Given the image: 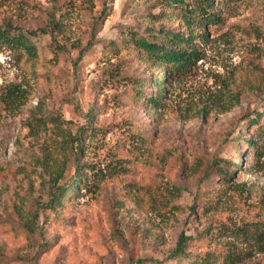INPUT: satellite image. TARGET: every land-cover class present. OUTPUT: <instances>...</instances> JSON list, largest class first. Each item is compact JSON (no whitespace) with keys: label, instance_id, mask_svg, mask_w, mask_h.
<instances>
[{"label":"rangeland","instance_id":"obj_1","mask_svg":"<svg viewBox=\"0 0 264 264\" xmlns=\"http://www.w3.org/2000/svg\"><path fill=\"white\" fill-rule=\"evenodd\" d=\"M156 2L0 0V26L49 31L37 59L0 48V264H264V118L243 122L264 112V0H212L216 19L199 29L188 17L207 36L158 110L131 98L129 80L162 67L111 43L187 31L179 9ZM77 162L102 169V183L52 208ZM181 235L187 258L170 256Z\"/></svg>","mask_w":264,"mask_h":264},{"label":"trees","instance_id":"obj_2","mask_svg":"<svg viewBox=\"0 0 264 264\" xmlns=\"http://www.w3.org/2000/svg\"><path fill=\"white\" fill-rule=\"evenodd\" d=\"M160 6H166L169 9L174 10L177 13V9L181 12L187 31L176 30L161 26L160 28H145L143 32L137 30H131L127 36L120 42L111 41L113 49L120 51L132 45L137 48L139 53L144 56L147 63L156 66L163 70L161 77L152 75L149 78H143L142 80H129L132 83L130 96L134 101H141L142 104L149 109L158 110L165 106L166 101L169 98V86L173 80L174 75H179L190 69L193 61L199 58L200 48L197 45V39L205 40L207 34H201L198 29L202 28L206 22L216 19L212 15L211 11H207V8H212V0H192V7L188 9V3L185 0H156ZM216 11V10H213ZM190 13H194L192 16ZM177 15V14H176ZM159 16V15H157ZM196 17L194 25H197L198 29L195 30V26H191L190 18ZM157 17H155L156 19ZM55 29V25H53ZM48 29L42 30H24L18 26H13L11 23H5L0 26V48L12 51H19L28 54L33 59L38 58L37 39L39 37H45L48 34ZM202 37V38H197ZM34 38L35 40H33ZM128 38V39H124ZM52 45V43H50ZM241 84H239V87ZM149 89V90H147ZM264 94V85L260 88ZM147 91L150 94L147 95ZM243 92L239 89V103L240 97ZM264 118V112L256 113L243 120L249 125H259ZM86 120L89 121L85 127L80 129V132H85L88 129L87 135L92 136L96 134V112L93 110L86 116ZM78 138V137H77ZM79 139V138H78ZM242 138L239 137V141ZM248 147L254 149V156L258 155V142L257 140H247ZM71 148L76 152L77 157L82 152L83 145L73 139ZM76 173L70 178L68 183L64 186H57L56 190L52 193V199L50 200L52 208L62 209L66 207V204L76 198L83 188H89L90 183L93 182L94 186L98 187L99 183H102V169H92L90 165L79 164L77 162ZM242 163L236 167L241 168ZM81 167H85L84 169ZM235 169V170H236ZM233 172V171H232ZM233 174V173H232ZM222 177L229 179L231 174L228 170H222ZM195 211V210H194ZM38 218L27 221L25 227L30 232H35L37 229L36 220ZM261 238V236H260ZM189 238L181 235L177 241L176 247L171 252L170 256H179L187 258L191 252L187 250V242ZM258 245H264V242H258ZM162 261H155L153 264H161ZM189 264H199L198 260Z\"/></svg>","mask_w":264,"mask_h":264}]
</instances>
